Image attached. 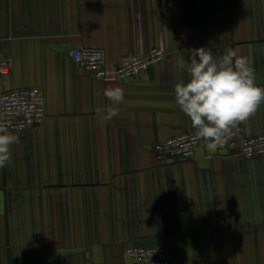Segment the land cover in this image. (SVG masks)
Returning <instances> with one entry per match:
<instances>
[{
    "label": "crops",
    "instance_id": "crops-1",
    "mask_svg": "<svg viewBox=\"0 0 264 264\" xmlns=\"http://www.w3.org/2000/svg\"><path fill=\"white\" fill-rule=\"evenodd\" d=\"M77 47L104 49L110 71L152 48L166 57L105 82L75 63ZM200 47L246 57L264 88V0H0V92L39 87L47 108L43 124L11 131L0 264H124L126 247L161 245L171 264H264V155L204 141L190 160L155 152L194 132L174 85ZM263 132L264 103L227 142Z\"/></svg>",
    "mask_w": 264,
    "mask_h": 264
},
{
    "label": "clouds",
    "instance_id": "clouds-1",
    "mask_svg": "<svg viewBox=\"0 0 264 264\" xmlns=\"http://www.w3.org/2000/svg\"><path fill=\"white\" fill-rule=\"evenodd\" d=\"M190 52V60L181 58L177 62L188 79L175 83V103L190 120L194 134L206 142L209 151H216L264 103V88L256 84L255 70L248 59L232 50L219 57L207 47ZM105 95L114 103L123 99L119 89H108ZM111 115H118V111L113 110ZM18 142L17 135L0 125V168L10 161L12 146Z\"/></svg>",
    "mask_w": 264,
    "mask_h": 264
},
{
    "label": "built area",
    "instance_id": "built-area-1",
    "mask_svg": "<svg viewBox=\"0 0 264 264\" xmlns=\"http://www.w3.org/2000/svg\"><path fill=\"white\" fill-rule=\"evenodd\" d=\"M77 65L95 77L105 81H127L140 75L149 67L162 62L166 52L161 48H152L144 54L128 56L109 70L107 55L104 49L77 47L71 52ZM7 62L2 61L0 70L6 71ZM47 118L46 96L39 87L24 86L0 92V125L9 131L33 129ZM203 139L194 132H183L160 140L155 144L158 158H195ZM226 146H238L240 154L246 158L264 155V132L243 138L237 144L227 142ZM213 154H208L212 156ZM124 264H171L168 246H128L124 249Z\"/></svg>",
    "mask_w": 264,
    "mask_h": 264
},
{
    "label": "water",
    "instance_id": "water-1",
    "mask_svg": "<svg viewBox=\"0 0 264 264\" xmlns=\"http://www.w3.org/2000/svg\"><path fill=\"white\" fill-rule=\"evenodd\" d=\"M204 141V140H203ZM205 142V141H204Z\"/></svg>",
    "mask_w": 264,
    "mask_h": 264
}]
</instances>
